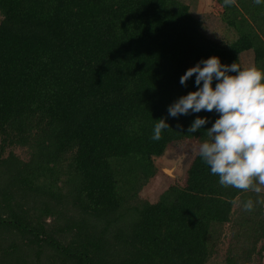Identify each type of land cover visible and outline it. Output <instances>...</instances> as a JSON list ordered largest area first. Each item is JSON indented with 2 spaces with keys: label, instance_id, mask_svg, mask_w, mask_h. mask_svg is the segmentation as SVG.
I'll return each instance as SVG.
<instances>
[{
  "label": "trees",
  "instance_id": "obj_1",
  "mask_svg": "<svg viewBox=\"0 0 264 264\" xmlns=\"http://www.w3.org/2000/svg\"><path fill=\"white\" fill-rule=\"evenodd\" d=\"M195 1L0 0V264H261L264 186H221L196 153L140 193L169 145L207 138L196 116H218L167 115L195 90L188 67L264 70V5Z\"/></svg>",
  "mask_w": 264,
  "mask_h": 264
},
{
  "label": "clouds",
  "instance_id": "obj_2",
  "mask_svg": "<svg viewBox=\"0 0 264 264\" xmlns=\"http://www.w3.org/2000/svg\"><path fill=\"white\" fill-rule=\"evenodd\" d=\"M233 2L224 0L226 5ZM253 3L264 5V0ZM193 76L195 90L169 104L167 115L176 118L202 110L218 114L210 127H204L208 117L196 116L187 129L190 133L206 129L198 156L221 186L260 193L264 186V70L254 65L242 68L236 62L225 64L211 55L188 67L180 84L186 85ZM169 127L165 118H159L151 139L160 140L162 130ZM253 207L252 200L243 203L245 211Z\"/></svg>",
  "mask_w": 264,
  "mask_h": 264
},
{
  "label": "rangeland",
  "instance_id": "obj_3",
  "mask_svg": "<svg viewBox=\"0 0 264 264\" xmlns=\"http://www.w3.org/2000/svg\"><path fill=\"white\" fill-rule=\"evenodd\" d=\"M212 0H196L194 3L195 13L208 14L211 11ZM208 18L205 19V23L213 25L214 23H208ZM212 35L218 37L219 28L209 30ZM250 53V52H245ZM251 54V53H250ZM249 56H245L244 65L245 68L249 67ZM198 143L194 140H184L178 144L169 145L164 154L155 159V164L159 171L152 177L146 186L141 190V195L148 198L150 201L156 199V197L166 187L172 183L173 180H180L184 175L186 167L190 164L194 155L197 153ZM161 167H165L170 173H166ZM228 238L222 239L224 243L221 248H225ZM221 250V249H220ZM219 250V252H220ZM261 264H264V252Z\"/></svg>",
  "mask_w": 264,
  "mask_h": 264
},
{
  "label": "water",
  "instance_id": "obj_4",
  "mask_svg": "<svg viewBox=\"0 0 264 264\" xmlns=\"http://www.w3.org/2000/svg\"><path fill=\"white\" fill-rule=\"evenodd\" d=\"M163 171H165L166 173H170V169L168 170L167 168L165 167H161Z\"/></svg>",
  "mask_w": 264,
  "mask_h": 264
}]
</instances>
